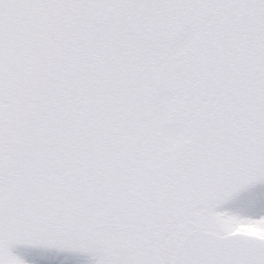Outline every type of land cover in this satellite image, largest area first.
Segmentation results:
<instances>
[{
  "label": "snow or ice",
  "instance_id": "1",
  "mask_svg": "<svg viewBox=\"0 0 264 264\" xmlns=\"http://www.w3.org/2000/svg\"><path fill=\"white\" fill-rule=\"evenodd\" d=\"M82 253L264 264V0H0V264Z\"/></svg>",
  "mask_w": 264,
  "mask_h": 264
},
{
  "label": "rangeland",
  "instance_id": "2",
  "mask_svg": "<svg viewBox=\"0 0 264 264\" xmlns=\"http://www.w3.org/2000/svg\"><path fill=\"white\" fill-rule=\"evenodd\" d=\"M24 246H20L22 249ZM25 260L29 262V264H33L32 257L30 256H24ZM79 264H96V257L89 253H82L79 254Z\"/></svg>",
  "mask_w": 264,
  "mask_h": 264
}]
</instances>
